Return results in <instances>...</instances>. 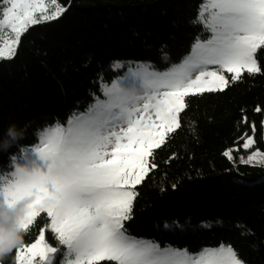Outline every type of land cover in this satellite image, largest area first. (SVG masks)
Listing matches in <instances>:
<instances>
[{"label":"trees","instance_id":"trees-1","mask_svg":"<svg viewBox=\"0 0 264 264\" xmlns=\"http://www.w3.org/2000/svg\"><path fill=\"white\" fill-rule=\"evenodd\" d=\"M59 3L67 9L62 15L30 27L16 55L0 59V138L12 124L24 130L0 152V173L12 156L18 159L37 143L39 131L85 111L101 85L121 74L113 71L115 63L163 70L180 62L198 37H208L194 22L203 0ZM259 64V73L243 72L236 81L229 75L223 91L185 97L180 127L153 150L149 167H156L136 185L133 218L125 222L131 236L191 253L231 244L244 264H264V166L232 163L224 155L249 136L252 148L264 153V51ZM44 216L30 226L24 243L44 227L47 241L59 246ZM59 257L53 264H60ZM4 264H15L14 252Z\"/></svg>","mask_w":264,"mask_h":264},{"label":"snow or ice","instance_id":"snow-or-ice-1","mask_svg":"<svg viewBox=\"0 0 264 264\" xmlns=\"http://www.w3.org/2000/svg\"><path fill=\"white\" fill-rule=\"evenodd\" d=\"M66 10L59 0H0V59L16 55L30 27ZM194 22L210 35L198 37L180 63L164 71L137 66L112 82L104 92L108 99L46 126L37 145L23 149L19 159L11 157L9 169L0 173V199L14 204L34 197L21 227L29 232L46 214L47 229L59 245L52 246L41 227L34 240L14 249L15 264H53L61 254L60 264H244L231 244L198 253L162 249L125 227L133 218L136 185L156 167L154 162L149 167L152 150L180 127L185 97L223 91L229 84L225 70L233 74L231 81L244 71H261L264 0H203ZM150 112L154 116L146 115ZM253 143L249 136L243 147ZM224 155L231 159L229 152ZM259 155L257 150L244 162Z\"/></svg>","mask_w":264,"mask_h":264},{"label":"clouds","instance_id":"clouds-1","mask_svg":"<svg viewBox=\"0 0 264 264\" xmlns=\"http://www.w3.org/2000/svg\"><path fill=\"white\" fill-rule=\"evenodd\" d=\"M24 130L12 124L0 138V152H7L20 139ZM34 197H24L14 204H9L0 199V264L11 256L14 249L24 243L26 230L21 227V222L27 214L28 206Z\"/></svg>","mask_w":264,"mask_h":264},{"label":"rangeland","instance_id":"rangeland-1","mask_svg":"<svg viewBox=\"0 0 264 264\" xmlns=\"http://www.w3.org/2000/svg\"><path fill=\"white\" fill-rule=\"evenodd\" d=\"M51 10H52V8L50 7V8H49V11H51ZM199 11H200V10H199ZM201 26L203 27L202 24H201ZM203 29H204V27H203ZM204 31H205V30H204ZM205 33H207V32H205ZM5 34L7 35L8 33L5 32ZM207 34H208V36L210 35V33H207ZM207 38H208V37H207ZM207 38H206V39H207ZM191 51H192V48H191V50L189 51V53L186 54L185 56L189 55ZM185 56H184V57H185ZM178 63H180V62H178ZM178 63H177V64H178ZM146 64H148V63H140V62L115 63V64L113 65V68H112V69H113V71H115V72H121V74H120L118 77L123 78V77H127V76L129 75V72H130V71H135V69H136L137 66H139V65H146ZM118 65H122V67H118ZM150 65H151V64H150ZM169 67H171V66H169ZM169 67H167V68H169ZM167 68H166V69H167ZM166 69L158 70V71H164V70H166ZM156 70H157V69H156ZM244 72H247V71H244ZM242 73H243V72H242ZM224 75L226 76V78H228L229 75L232 76L233 74L228 73V72L225 70V71H224ZM118 77H117V78H118ZM117 78H115L114 80H116ZM114 80H113V81H114ZM113 81H111V82L108 83V84H103V85H101V90H100L101 95H100L99 97H95V99L93 100V102H92L89 106L96 104L98 99H99L100 101H103V100L108 99V97L104 95V92L107 91L108 88H110V86H111V84H112ZM105 86H108V87H105ZM102 89H103V90H102ZM89 106H88V108H89ZM88 108H87V109H88ZM87 109H86L85 111H83V112H86ZM83 112H79V113H83ZM146 115H153V116H154V112H150V113H148V114H146ZM67 120H68V119H67ZM263 128H264V124H263ZM42 131H43V130L39 131V133H41ZM39 133H38V140H37V143H36L35 145H37V144L39 143V140H40ZM168 134H169V133H167V135H168ZM167 135H166V136H167ZM247 139H248V137H245V138L242 140V142H241V144H240L239 146H235V147H232V148H230V149L227 150V152H229L230 155H231V159H229V157L226 156V157L228 158V160H230L232 163H245L244 161H247L249 156H252L254 153L257 152V150H255V149L252 148L253 144L251 145L250 148H247V149H245V148L243 147V145H244V143L246 142ZM35 145H33V146H31V147H27V148H33ZM155 149H156V148H155ZM237 149H238V150H237ZM153 150H154V149H153ZM153 150H152V151H153ZM259 153H260V152H259ZM22 155H23V152L21 153V156H22ZM18 159H19V158H18ZM245 164L254 165V166H264V153H260V155L257 156V157H256L251 163H245ZM45 215H46V214H45ZM167 226H168V225H167ZM173 226L177 227L178 225H177V224H174ZM54 235H55V234H54ZM137 239H139V238H137ZM140 240H145V239H140ZM145 241H150V240H145ZM57 242H58V241H57ZM60 247H62V246H60ZM161 248H162V249H163V248L178 249V248H173V247H171V246H165V247H161ZM58 256H59V255H57V256L54 258L53 263H54V261L57 259ZM61 259H63V255H62V254H61L60 257H59V262H60ZM115 263H116V262H115Z\"/></svg>","mask_w":264,"mask_h":264}]
</instances>
